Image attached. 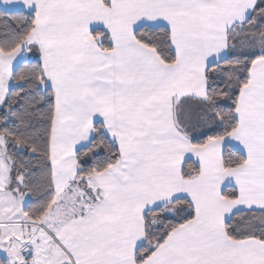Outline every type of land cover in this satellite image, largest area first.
<instances>
[{
  "label": "snow or ice",
  "instance_id": "snow-or-ice-1",
  "mask_svg": "<svg viewBox=\"0 0 264 264\" xmlns=\"http://www.w3.org/2000/svg\"><path fill=\"white\" fill-rule=\"evenodd\" d=\"M0 264H264V0H0Z\"/></svg>",
  "mask_w": 264,
  "mask_h": 264
}]
</instances>
